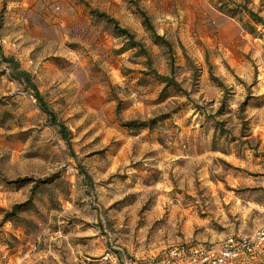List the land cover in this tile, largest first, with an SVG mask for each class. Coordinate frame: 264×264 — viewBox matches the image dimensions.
Segmentation results:
<instances>
[{"label": "rangeland", "instance_id": "rangeland-1", "mask_svg": "<svg viewBox=\"0 0 264 264\" xmlns=\"http://www.w3.org/2000/svg\"><path fill=\"white\" fill-rule=\"evenodd\" d=\"M243 8L264 21V0H0V264H157L264 224V28ZM19 178L49 182L9 222Z\"/></svg>", "mask_w": 264, "mask_h": 264}, {"label": "trees", "instance_id": "trees-1", "mask_svg": "<svg viewBox=\"0 0 264 264\" xmlns=\"http://www.w3.org/2000/svg\"><path fill=\"white\" fill-rule=\"evenodd\" d=\"M243 11H245V13L249 16L253 24L260 25L264 28V21L261 17H259L256 13L246 8H243ZM92 13L95 14L97 17L103 19L104 21L108 22L109 24L113 25V28L115 29L117 35L127 40L126 43L128 45V48H127L128 50L138 49L139 52L142 53L146 58L148 57L147 52L142 47L140 42L135 40L134 35L131 34L127 29L120 27L118 22L114 18H111L105 13H98L96 11H93ZM140 15L142 17L143 26L150 32L153 38V41L156 44L164 46L165 48H167L169 53H172V46L170 42L167 41L164 37L159 36L155 32L154 27L152 26L149 19L146 17V15L143 12ZM246 31L250 34H254L255 28L251 24H246ZM4 59L5 60H2L4 63L12 64L10 58H4ZM8 69L10 71V68ZM11 73H12V77L10 75L9 76L11 79H13V81L15 80L22 81L25 84V86L29 87L32 90L33 96L35 97L41 112L46 115L47 119L50 121L52 125L58 128V132L63 137V139L66 140L67 139L66 138L67 136L66 126L57 121L54 112L48 107L46 102H44L43 97L38 91V89L34 85L30 84L29 74L25 71L18 70V67L16 65H13ZM152 75L153 77L161 81L166 88H173L181 92L183 95L185 96L187 95L185 91L181 90V88L179 87V84L176 82L174 77L162 76L158 74L156 71H152ZM151 123L154 125V121H151ZM122 125L128 129H132V127H135L136 122L135 121L123 122ZM147 128L151 129L150 126ZM48 182L49 180H37V181L31 182V180H29L28 178H19L11 182H6L8 185H11L15 188H21L22 186L26 185V183H32V186L30 188V192H31L30 198L23 203L14 204L10 208V210L4 211V219L9 222L18 221V219H20L19 218L20 215L24 213L26 210H28L30 207H32L31 206L32 205V195L34 196L36 190L39 188L40 185L46 184Z\"/></svg>", "mask_w": 264, "mask_h": 264}, {"label": "built area", "instance_id": "built-area-1", "mask_svg": "<svg viewBox=\"0 0 264 264\" xmlns=\"http://www.w3.org/2000/svg\"><path fill=\"white\" fill-rule=\"evenodd\" d=\"M3 68L8 73L5 64ZM263 259L264 224L251 236L227 238L189 247H171L157 264H262ZM102 260L109 264H121L115 252H107Z\"/></svg>", "mask_w": 264, "mask_h": 264}, {"label": "crops", "instance_id": "crops-1", "mask_svg": "<svg viewBox=\"0 0 264 264\" xmlns=\"http://www.w3.org/2000/svg\"><path fill=\"white\" fill-rule=\"evenodd\" d=\"M262 264H264V259H263V261H262Z\"/></svg>", "mask_w": 264, "mask_h": 264}]
</instances>
